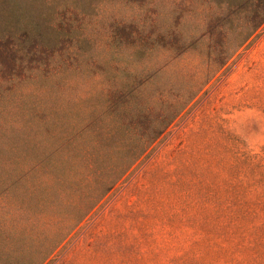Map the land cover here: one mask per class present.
<instances>
[{"label":"rangeland","instance_id":"1","mask_svg":"<svg viewBox=\"0 0 264 264\" xmlns=\"http://www.w3.org/2000/svg\"><path fill=\"white\" fill-rule=\"evenodd\" d=\"M0 264H264V0H0Z\"/></svg>","mask_w":264,"mask_h":264},{"label":"trees","instance_id":"2","mask_svg":"<svg viewBox=\"0 0 264 264\" xmlns=\"http://www.w3.org/2000/svg\"><path fill=\"white\" fill-rule=\"evenodd\" d=\"M112 185H110V187H111Z\"/></svg>","mask_w":264,"mask_h":264}]
</instances>
